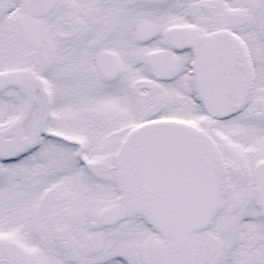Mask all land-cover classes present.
Wrapping results in <instances>:
<instances>
[{
	"label": "snow or ice",
	"instance_id": "6c2138e0",
	"mask_svg": "<svg viewBox=\"0 0 264 264\" xmlns=\"http://www.w3.org/2000/svg\"><path fill=\"white\" fill-rule=\"evenodd\" d=\"M0 264H264V0H0Z\"/></svg>",
	"mask_w": 264,
	"mask_h": 264
}]
</instances>
